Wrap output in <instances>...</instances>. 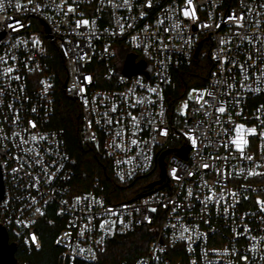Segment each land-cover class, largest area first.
<instances>
[{"label":"built area","instance_id":"built-area-1","mask_svg":"<svg viewBox=\"0 0 264 264\" xmlns=\"http://www.w3.org/2000/svg\"><path fill=\"white\" fill-rule=\"evenodd\" d=\"M226 4L0 0V225L18 250L42 248L39 224L53 211L64 218L55 244L68 251V264H95L114 235L145 226L155 234L133 264H264V0ZM83 20L89 23L78 26ZM43 37L64 57L81 140L111 161L122 184L159 169L171 150L161 185L120 203L102 192L73 193L65 133L49 127L55 84ZM203 42L213 68L175 120L166 91ZM121 45L146 62L142 73L123 75ZM238 138L247 140L243 150Z\"/></svg>","mask_w":264,"mask_h":264},{"label":"trees","instance_id":"trees-1","mask_svg":"<svg viewBox=\"0 0 264 264\" xmlns=\"http://www.w3.org/2000/svg\"><path fill=\"white\" fill-rule=\"evenodd\" d=\"M236 0H226V5L234 4ZM42 31L44 24L36 19H30ZM46 45L45 59L49 65V73L55 84V114L49 127L62 129L69 153L74 159V177L72 191L80 194L88 191L102 192L109 203L131 201L150 191L147 182L154 174L138 178L132 183L122 184L113 175L111 161L100 155L99 149L92 143L83 142L80 138L82 125L81 108L77 101L71 99L65 90L68 78L64 57L55 44L43 37ZM210 43L203 42L193 62L174 70L171 86L166 91V103L171 113L175 104L183 99L190 89H196L206 84L213 68L210 53ZM264 198V194H263ZM64 226V218L51 211L39 224L40 237L43 245L39 251L31 254L22 253L19 249L16 257L18 264H68V251L55 244V238ZM153 226L142 227L127 235H114L108 242L105 253L101 254L95 264H119L126 260L133 264L142 256L153 239ZM11 241H13L11 237ZM183 264H187L184 261Z\"/></svg>","mask_w":264,"mask_h":264},{"label":"water","instance_id":"water-1","mask_svg":"<svg viewBox=\"0 0 264 264\" xmlns=\"http://www.w3.org/2000/svg\"><path fill=\"white\" fill-rule=\"evenodd\" d=\"M46 32L47 39H52V36L50 35V30L47 26ZM201 48V44H199L196 55L198 54L199 50ZM137 56L134 54H129L127 60L124 64L123 69V75L125 76H133L142 73V71L146 68V62L140 61L136 62ZM191 151L190 147H187L181 154H179L182 158L187 159L188 153ZM171 150H167L164 153L161 154L159 157V169L161 178L157 181H154L149 184L148 188L150 190L154 189L156 186L161 185L165 179L166 175V169H165V157L168 153H170ZM5 193V186H4V180L0 165V202L4 198ZM146 195V194H144ZM144 195L139 196L138 198L143 197ZM18 251V246L15 243L10 242V235L7 229L0 225V264H18V259L16 257Z\"/></svg>","mask_w":264,"mask_h":264},{"label":"rangeland","instance_id":"rangeland-1","mask_svg":"<svg viewBox=\"0 0 264 264\" xmlns=\"http://www.w3.org/2000/svg\"><path fill=\"white\" fill-rule=\"evenodd\" d=\"M130 52H131V50L129 49V47H127L125 45H121L120 50L117 53V57L120 58V60H122V61H126ZM138 58L142 59L143 57L141 55H139ZM193 90L194 89H190L187 92L186 96L183 99H180L179 101H177V103L175 104V110H174L175 120L181 119L186 114V111H187L188 106H189L190 101H191V93ZM158 178H159V174H154L151 178H149L147 180V182L142 181L141 184H139L138 186L145 185V183H148L149 181L156 180Z\"/></svg>","mask_w":264,"mask_h":264},{"label":"snow or ice","instance_id":"snow-or-ice-1","mask_svg":"<svg viewBox=\"0 0 264 264\" xmlns=\"http://www.w3.org/2000/svg\"><path fill=\"white\" fill-rule=\"evenodd\" d=\"M190 2H191V0H189V3ZM72 10L73 9L69 8V11H72ZM185 14L187 15V13H185ZM88 23H89V21H87V20L79 21L78 22V26H79V24L87 25ZM8 71H12V70L9 69ZM219 111L220 112H224L225 109L223 107H221V108H219ZM242 130H244V126L243 125H240L237 128V134H238V136H239V134L241 133ZM248 131L251 132V133H255V129H250ZM133 142L135 143V141H133ZM233 143L237 146L238 149L243 150V146L247 144V140L246 139H243V138H238V139L234 140ZM193 144H195V140H193ZM173 175H175V170L173 172ZM185 231H187V229H185ZM33 239H35V237H33Z\"/></svg>","mask_w":264,"mask_h":264}]
</instances>
